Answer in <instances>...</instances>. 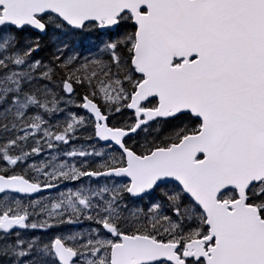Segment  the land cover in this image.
I'll list each match as a JSON object with an SVG mask.
<instances>
[{
    "label": "snow or ice",
    "instance_id": "6c2138e0",
    "mask_svg": "<svg viewBox=\"0 0 264 264\" xmlns=\"http://www.w3.org/2000/svg\"><path fill=\"white\" fill-rule=\"evenodd\" d=\"M0 264H264V0H0Z\"/></svg>",
    "mask_w": 264,
    "mask_h": 264
}]
</instances>
